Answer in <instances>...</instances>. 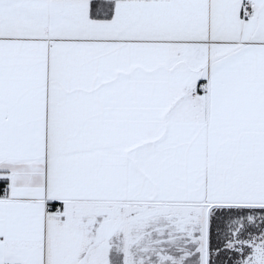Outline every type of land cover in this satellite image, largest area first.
Instances as JSON below:
<instances>
[{"label":"snow or ice","instance_id":"snow-or-ice-1","mask_svg":"<svg viewBox=\"0 0 264 264\" xmlns=\"http://www.w3.org/2000/svg\"><path fill=\"white\" fill-rule=\"evenodd\" d=\"M0 264H264V0H0Z\"/></svg>","mask_w":264,"mask_h":264}]
</instances>
